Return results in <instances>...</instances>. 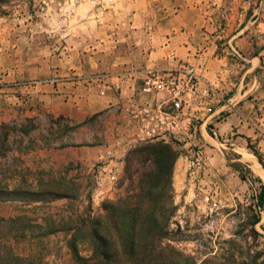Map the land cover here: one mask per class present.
I'll use <instances>...</instances> for the list:
<instances>
[{
	"label": "rangeland",
	"instance_id": "rangeland-1",
	"mask_svg": "<svg viewBox=\"0 0 264 264\" xmlns=\"http://www.w3.org/2000/svg\"><path fill=\"white\" fill-rule=\"evenodd\" d=\"M189 1L199 5L207 2L212 17L216 16V3L225 6L224 14H229L234 5L257 2L12 0L4 4L5 14L0 15V188L52 191L69 198L46 202L0 195L1 218L26 216L32 226L68 230L89 217L106 215L103 204L124 200L131 189V176L138 180L142 173L154 170L152 162L144 164L145 156L134 153L147 143L135 142L130 136L126 141L118 135L127 105H123L127 96L118 79L129 74L120 68L134 59L129 51L139 48L142 40L129 44L123 38L128 36L134 18L145 35ZM260 36L263 45L264 32ZM102 91L110 96V103L88 120L91 135L78 133L75 142L72 134L76 127L51 109H61V102L68 100L74 109L80 108L86 94L87 99L92 96L97 102ZM211 102L200 100L194 103L195 110L199 113L204 108L210 113ZM202 124L203 119L198 118L192 137L170 144L178 153L172 176L175 213L164 245L194 264H264V207L259 206L264 177L254 169L256 163L264 174V132L257 141L240 139L238 144L243 147H228L223 142L224 164L230 170L226 169L220 179H188L186 157L193 159L190 147L196 150L200 146L208 157L206 147L216 149L220 144L214 125L209 122L200 128ZM103 142V158L88 164L78 162V166H68L62 160L52 166L47 152L51 146L92 147ZM245 154H251L255 162L248 161ZM208 192L213 196L210 201L205 198ZM29 231L38 235L42 229ZM70 238L61 232L5 242L31 264H73ZM79 246L83 257L92 254L89 241Z\"/></svg>",
	"mask_w": 264,
	"mask_h": 264
},
{
	"label": "crops",
	"instance_id": "crops-1",
	"mask_svg": "<svg viewBox=\"0 0 264 264\" xmlns=\"http://www.w3.org/2000/svg\"><path fill=\"white\" fill-rule=\"evenodd\" d=\"M216 5V16L212 17L207 2L201 5L184 2L180 10H175L178 13H169L171 16L166 15L154 30L149 29L145 35L138 29L141 23L137 25L134 18L132 26L129 23L128 36H124L123 40L130 44L133 40L142 39L141 44L139 48L129 51L132 52L129 57L134 56V59L120 68L129 74L118 79L127 96L123 99V105H126L131 100L152 99L141 93L143 80L149 71L177 66L195 69L199 75V97L195 103L205 100L204 93L208 90L211 95L205 103L211 102V98L213 104L212 112L206 113L201 108L202 111L197 114L199 119H203L200 128L209 122L213 124L216 140L220 143L216 149L206 147L207 173L202 179H220L219 176L226 173V169L230 170L224 164L223 142L228 147H243L238 144L240 139L257 141L264 132V44L260 45L259 42L262 38L260 34L264 32V0H257L252 5H234L230 7L229 14H224L225 6L220 3ZM109 103L110 96L102 91L97 102L92 96L87 99L86 94L80 108L74 109L71 100H68L61 102L63 106L58 111L54 107L51 110L57 117L68 121L70 126L76 127L72 134L76 142L78 133L84 131L87 137L91 135L88 120L105 110ZM204 114L206 117H203ZM83 128L85 130H81ZM104 148L103 142L100 146L92 147L51 146L47 152L51 154L52 166L61 160L68 166L69 163L78 166V162L88 164L93 160L98 161L99 157L103 158ZM106 150L109 151V148Z\"/></svg>",
	"mask_w": 264,
	"mask_h": 264
},
{
	"label": "trees",
	"instance_id": "trees-1",
	"mask_svg": "<svg viewBox=\"0 0 264 264\" xmlns=\"http://www.w3.org/2000/svg\"><path fill=\"white\" fill-rule=\"evenodd\" d=\"M10 1L0 0V15L5 14L2 8ZM134 153L145 156L144 164L152 162L154 170L142 173V178L138 180L131 176L128 196L121 201L103 204L107 213L100 218L89 217L68 230H44L42 225L32 226L31 219L26 216L12 219L0 217V264H31L16 255L6 239H37L61 232L71 235L68 248L73 264H194L192 259L164 245L169 239L170 220L175 213L172 176L178 153L171 145L162 142L144 144ZM256 156L259 157L258 153ZM42 194L45 193L0 188V195L32 197L36 201L69 198L52 191ZM259 206L264 207V186L261 187ZM30 228H39L42 232L36 235L30 233ZM84 240L91 243L92 254L89 257H83L79 249Z\"/></svg>",
	"mask_w": 264,
	"mask_h": 264
},
{
	"label": "built area",
	"instance_id": "built-area-1",
	"mask_svg": "<svg viewBox=\"0 0 264 264\" xmlns=\"http://www.w3.org/2000/svg\"><path fill=\"white\" fill-rule=\"evenodd\" d=\"M199 75L190 66H177L167 70L149 71L141 86V93L152 97L144 101L131 100L124 107V122L120 138L130 136L138 143L177 144L188 140L196 131L198 113L194 103L198 101ZM210 96L208 90L204 97ZM197 146V145H195ZM192 149V160L188 162V179H202L207 173L208 159L200 146ZM113 157V151L109 152ZM180 159H183L181 155ZM115 179V177H112ZM208 192L207 201L213 196Z\"/></svg>",
	"mask_w": 264,
	"mask_h": 264
},
{
	"label": "bare ground",
	"instance_id": "bare-ground-1",
	"mask_svg": "<svg viewBox=\"0 0 264 264\" xmlns=\"http://www.w3.org/2000/svg\"><path fill=\"white\" fill-rule=\"evenodd\" d=\"M251 155V154H250ZM248 154H245L244 157L248 160V161H253L255 162V158L253 159L252 156H250ZM252 162V163H253ZM260 166H258L256 163L254 164V169H256V171H258L263 177H264V174H263V171L261 170V168H259Z\"/></svg>",
	"mask_w": 264,
	"mask_h": 264
}]
</instances>
